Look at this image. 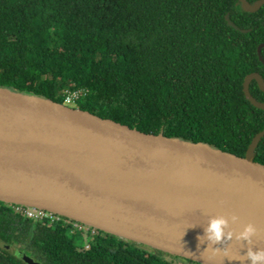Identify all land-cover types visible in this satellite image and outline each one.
Instances as JSON below:
<instances>
[{
	"label": "trees",
	"instance_id": "1",
	"mask_svg": "<svg viewBox=\"0 0 264 264\" xmlns=\"http://www.w3.org/2000/svg\"><path fill=\"white\" fill-rule=\"evenodd\" d=\"M261 43L264 5L249 12L239 0H0V87L58 102L65 88L88 89L82 110L244 157L264 129V109L243 90L248 74L264 79ZM250 92L264 102L256 80ZM254 160L264 164V137ZM99 233L84 249L65 225L0 201V264H27L14 244L42 264H178Z\"/></svg>",
	"mask_w": 264,
	"mask_h": 264
},
{
	"label": "water",
	"instance_id": "2",
	"mask_svg": "<svg viewBox=\"0 0 264 264\" xmlns=\"http://www.w3.org/2000/svg\"><path fill=\"white\" fill-rule=\"evenodd\" d=\"M239 2L249 12L264 5ZM225 19L247 31L228 13ZM252 80L264 92V79L253 72L244 94L264 109L250 92ZM263 137L264 129L241 157L0 87V201L49 210L200 264H249L247 249L264 248V164L254 160ZM214 216L227 219L231 238L207 240ZM248 223L256 232L238 239Z\"/></svg>",
	"mask_w": 264,
	"mask_h": 264
},
{
	"label": "built area",
	"instance_id": "3",
	"mask_svg": "<svg viewBox=\"0 0 264 264\" xmlns=\"http://www.w3.org/2000/svg\"><path fill=\"white\" fill-rule=\"evenodd\" d=\"M63 100L72 103H79L87 94L88 89H63ZM14 208L24 214L26 217L34 221L48 222L50 224H63L73 234L81 236L83 238V248H90L92 242H94L100 235V229L91 226L89 224L80 222L78 220L66 217L64 215L51 212L49 210L26 206L23 204H13Z\"/></svg>",
	"mask_w": 264,
	"mask_h": 264
},
{
	"label": "clouds",
	"instance_id": "4",
	"mask_svg": "<svg viewBox=\"0 0 264 264\" xmlns=\"http://www.w3.org/2000/svg\"><path fill=\"white\" fill-rule=\"evenodd\" d=\"M233 219H235V217H233ZM227 224L228 221L224 216L211 217L207 227L204 229L207 240L212 243H217L223 239L231 238L232 232L226 231ZM255 232V226L252 223H248L237 233V238L250 240ZM246 258L249 264H264V248H248Z\"/></svg>",
	"mask_w": 264,
	"mask_h": 264
},
{
	"label": "rangeland",
	"instance_id": "5",
	"mask_svg": "<svg viewBox=\"0 0 264 264\" xmlns=\"http://www.w3.org/2000/svg\"><path fill=\"white\" fill-rule=\"evenodd\" d=\"M59 102L60 103H62L63 105H66V106H68V107H72V108H79V103H72V102H67V101H64V100H62L61 98L59 99ZM82 244L84 243V241H80ZM11 249L13 250V251H16V252H18V251H22V247H21V245H12L11 246ZM23 252V251H22ZM168 258L169 259H172L174 262H176V263H178V264H197V263H194V262H191V261H188V260H186L185 258H182V257H174V258H172V257H170V256H168Z\"/></svg>",
	"mask_w": 264,
	"mask_h": 264
}]
</instances>
